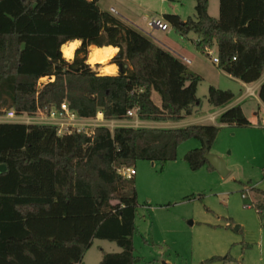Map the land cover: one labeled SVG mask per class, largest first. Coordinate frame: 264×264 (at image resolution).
Listing matches in <instances>:
<instances>
[{
    "label": "trees",
    "instance_id": "obj_1",
    "mask_svg": "<svg viewBox=\"0 0 264 264\" xmlns=\"http://www.w3.org/2000/svg\"><path fill=\"white\" fill-rule=\"evenodd\" d=\"M195 18L165 20L196 46H217L218 67L251 84L264 74V0H219V17L209 0H195ZM79 40L72 61L62 46ZM114 46L119 71L102 75L87 62L90 47ZM100 67L99 64H97ZM41 78L48 82L41 84ZM202 78L98 0H0V115H37L67 103L79 117L181 121L199 114ZM155 92L161 106L152 99ZM229 90L209 88L213 107L229 104ZM258 97L264 106V83ZM220 125L183 128L96 127L91 134L60 135L56 126L0 122V264H81L94 240L117 244L99 264H135L133 235L138 207L130 179L117 171L138 160L163 165L177 158L179 145L195 138L202 146L184 159L192 170L204 165L221 125L251 123L241 105L219 117ZM262 212L261 210L259 211Z\"/></svg>",
    "mask_w": 264,
    "mask_h": 264
},
{
    "label": "rangeland",
    "instance_id": "obj_2",
    "mask_svg": "<svg viewBox=\"0 0 264 264\" xmlns=\"http://www.w3.org/2000/svg\"><path fill=\"white\" fill-rule=\"evenodd\" d=\"M98 5L104 11H116L115 16L164 49L184 53L193 61L187 66L202 78L197 95L203 102L194 119L216 116L218 108L207 100L209 88L214 86L233 92L234 98L246 96L242 105L251 121L247 127L221 125L209 155L224 166L227 176L207 164L198 170L190 168L185 154L202 146L195 138L182 142L177 158L164 165L136 161L133 168L137 174L132 180L138 201L133 235L135 264H264V106L258 90L256 96H247V87L213 62L218 57L217 46L211 48V59L196 46L195 33L182 36L170 25L167 32L149 34L147 22L152 17L165 19V15L174 14L184 21L194 19L195 0H98ZM209 14L219 17V0H209ZM90 66L101 73L100 67ZM47 82L48 78L40 80L41 84ZM203 121L220 125L219 118ZM127 127L144 128L134 124ZM94 129L89 125L83 130ZM102 250L117 253L121 248L114 242L95 239L82 264H97Z\"/></svg>",
    "mask_w": 264,
    "mask_h": 264
},
{
    "label": "built area",
    "instance_id": "obj_3",
    "mask_svg": "<svg viewBox=\"0 0 264 264\" xmlns=\"http://www.w3.org/2000/svg\"><path fill=\"white\" fill-rule=\"evenodd\" d=\"M114 11V10H113ZM147 27L151 30L152 33L155 30L167 32L170 29V24L162 17L155 16L148 20ZM212 47L206 46L204 52L212 59L213 51ZM188 63H191V60L188 58H184ZM215 64H219V57H215L212 59ZM257 88H247V96H256ZM42 116H31L28 114L18 115L14 110H9L5 114L0 115V122H8V123H25V124H39V125H50L56 126L58 128V133L60 135L70 134L73 131L76 132H85L83 129L86 126L93 125L96 127H107L109 129H114L116 127L121 126H140V122H138V118L135 111H129L128 116L130 119L126 120H106L102 113H99L96 118L86 119L79 117L75 112L71 111L68 104H62L61 108H51L46 110L39 111ZM135 117V118H133ZM209 120L215 121L216 116L210 115L208 117ZM93 121H97V123H93ZM93 131L88 130L85 133L91 134ZM118 173L125 179H133L136 175V170L133 167H121L117 169Z\"/></svg>",
    "mask_w": 264,
    "mask_h": 264
},
{
    "label": "crops",
    "instance_id": "obj_4",
    "mask_svg": "<svg viewBox=\"0 0 264 264\" xmlns=\"http://www.w3.org/2000/svg\"><path fill=\"white\" fill-rule=\"evenodd\" d=\"M112 11V13H116V11H113V10H111ZM150 35H152V33H149ZM155 42V41H154ZM81 43V42H80ZM156 43V42H155ZM157 44V43H156ZM159 45V44H158ZM80 46V45H79ZM118 51H119V48L117 49V51L116 52H114L115 54L114 55H116L117 53H118ZM174 52H176V53H173L172 51H171V53H173L175 56H177L178 58H180L184 63H186L187 65H190V64H193V61L191 60V63H188L184 58H188L189 59V57H187V55L186 54H184V53H178L177 51H175L174 50ZM115 66H116V72L114 73V75L115 74H117L118 73V71H119V68H118V66L116 65V64H114ZM189 70H191L190 68H189ZM192 71V70H191ZM224 74H227V73H225L224 71H222ZM100 74H102V75H104L103 74V72H101ZM229 77H232L231 75H229V74H227ZM236 79V78H235ZM236 80H238L243 86H246L247 88H257V90L259 91V88H260V86H261V84L262 83H264V74H263V76L261 77V79L259 80V81H257V82H255V83H251V84H246V83H244V82H242V81H240L239 79H236ZM254 84H256L257 86H254V87H251L252 85H254ZM244 97H246V96H244ZM244 97H239V98H234L229 104H227V105H225V106H223V107H218V112L216 113V119L217 118H219L220 116H221V114L223 113V112H225L226 110H228L229 108H231V107H234V106H236V105H241V107H242V109H243V111H244V113H245V115H246V112H245V110H244V108H243V105H242V100L244 99ZM152 99H153V101L158 105V106H161V98H160V96L158 95V94H156L155 92H153V94H152ZM261 103V102H260ZM261 105H262V103H261ZM194 116H196V114H194V115H192V116H190V117H188L187 119H184V120H181V121H168V122H154V121H144V120H140L139 118H135V119H137L138 120V122H140V124H141V126L142 127H146V128H159V129H175V128H183V127H186V126H189V125H194V124H202V125H208V124H213V125H217L215 122L214 123H205L203 120H206V119H208V118H206V119H202V118H197V119H194L193 117ZM192 119H194V120H192ZM215 119V120H216ZM250 121V120H249ZM251 122V121H250ZM137 174V173H136ZM135 177V176H134ZM90 250V249H89ZM88 250V251H89ZM104 250H102V255H101V257H99V259H98V263L97 264H99L101 261H102V259H103V256H104ZM118 253V252H117ZM87 254V253H86ZM86 256V255H85ZM85 258V257H84ZM84 260V259H83ZM82 264V263H81Z\"/></svg>",
    "mask_w": 264,
    "mask_h": 264
},
{
    "label": "bare ground",
    "instance_id": "obj_5",
    "mask_svg": "<svg viewBox=\"0 0 264 264\" xmlns=\"http://www.w3.org/2000/svg\"><path fill=\"white\" fill-rule=\"evenodd\" d=\"M80 41L75 40L62 46V54L66 59H73L76 49L79 47ZM114 46H91L87 62L93 66L100 65V71L104 75H114L116 66L111 63V59L115 56L114 52L117 51Z\"/></svg>",
    "mask_w": 264,
    "mask_h": 264
},
{
    "label": "water",
    "instance_id": "obj_6",
    "mask_svg": "<svg viewBox=\"0 0 264 264\" xmlns=\"http://www.w3.org/2000/svg\"><path fill=\"white\" fill-rule=\"evenodd\" d=\"M206 159L222 176H227L228 172L220 162L215 161L209 154H206ZM0 169L1 171H5V166H1Z\"/></svg>",
    "mask_w": 264,
    "mask_h": 264
}]
</instances>
